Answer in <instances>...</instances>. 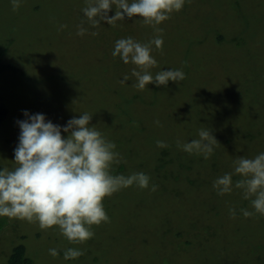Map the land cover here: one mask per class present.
I'll list each match as a JSON object with an SVG mask.
<instances>
[{"label":"rangeland","instance_id":"374dc122","mask_svg":"<svg viewBox=\"0 0 264 264\" xmlns=\"http://www.w3.org/2000/svg\"><path fill=\"white\" fill-rule=\"evenodd\" d=\"M86 6L21 0L13 11L11 0H0V166L16 167L25 111L44 114L64 138L67 122L87 112L90 127L116 144L121 162L112 174L142 172L149 187L133 184L105 197L110 222L92 225L94 236L84 243L70 242L58 226L42 230L38 222L0 216V264L17 244L31 264H261L264 215L243 190L219 195L213 183L230 173L235 184L242 178L235 162L264 153V0H185L158 25L162 33L139 16L93 27ZM158 35L163 51L152 45L157 66L149 71L180 69L186 79L138 90L132 70L140 69L112 55L115 42L146 44ZM201 129L219 142L208 158L177 143L199 139ZM241 209L253 215L245 218ZM68 248L84 255L66 260Z\"/></svg>","mask_w":264,"mask_h":264},{"label":"clouds","instance_id":"9594fccd","mask_svg":"<svg viewBox=\"0 0 264 264\" xmlns=\"http://www.w3.org/2000/svg\"><path fill=\"white\" fill-rule=\"evenodd\" d=\"M11 3L13 11L21 6V0H11ZM86 3L83 12L93 27H98L101 21L115 25L125 16H139L146 25L162 33L163 29L158 25L170 19L173 12L182 10L185 0H132L131 3L129 0H86ZM113 6L115 15L109 16ZM65 27L67 25H61V28ZM86 31L81 25L77 35L83 36ZM152 45L162 52V36L158 35L146 44L132 37L115 42L112 55L120 56L124 63L131 62L140 69L132 70V76L137 80L134 86L143 90L150 83L167 86L169 81L179 84L186 79L180 69L161 70L153 76L149 70L157 66V60L151 55ZM127 80L125 76L121 83ZM24 115L28 119L18 121L21 131L14 150L16 167L0 170V216L38 222L42 230L58 226L70 242L84 243L94 236L92 225L110 222L103 206L105 197L133 184L142 189L149 187L150 177L142 172L129 176L112 174L113 164H119L121 157L114 151V142L90 127L93 114L85 112L79 118L70 119L63 127V132L69 133L67 138L62 136L61 126L46 120L44 114L29 115L25 111ZM199 137L183 145L178 141V146L190 154L203 153L208 158L214 151L213 146L219 142L206 129L199 131ZM157 146L166 148L168 145L158 140ZM235 163L234 171L242 178L233 184L232 174L226 173L214 181L213 187L219 195L231 193L233 188L243 190L244 199H250L255 212L264 215V153L253 159L241 157ZM157 187L153 185L151 190L156 191ZM230 212L235 218V209ZM241 212L245 218L253 215L247 209H241ZM49 254L57 257L59 251L52 248ZM82 255L83 251L68 248L64 259Z\"/></svg>","mask_w":264,"mask_h":264},{"label":"trees","instance_id":"16d2710c","mask_svg":"<svg viewBox=\"0 0 264 264\" xmlns=\"http://www.w3.org/2000/svg\"><path fill=\"white\" fill-rule=\"evenodd\" d=\"M5 115L6 109L3 106H0V121L5 117ZM0 170H2V166H0ZM179 231L182 232L181 229ZM180 232L177 235H180ZM234 260L225 262L224 264H235ZM260 260L261 264H264V257L263 260L262 257H260ZM31 262V259L25 253V246L23 244H17L12 248L11 253L7 258L6 264H31Z\"/></svg>","mask_w":264,"mask_h":264}]
</instances>
